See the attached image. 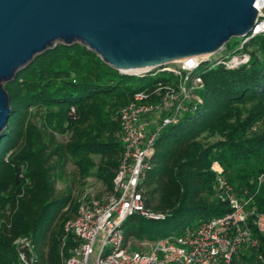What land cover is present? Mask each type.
Instances as JSON below:
<instances>
[{
    "label": "trees",
    "instance_id": "obj_1",
    "mask_svg": "<svg viewBox=\"0 0 264 264\" xmlns=\"http://www.w3.org/2000/svg\"><path fill=\"white\" fill-rule=\"evenodd\" d=\"M239 52L250 59L237 68L200 64L202 102L156 140L145 205L166 215L127 218L125 241L133 250L142 251L138 242L184 233L231 209L216 193L214 163L238 195L251 197L250 208L264 211V32ZM167 73L124 74L81 43H59L5 84L11 111L0 140V264H24L20 251L34 256L32 264H63L64 243L65 251L74 244L65 225L86 194L58 187L67 164L76 165L83 188L94 178L111 192L124 150L121 109ZM170 228L178 231H165ZM254 235L257 248L242 256L248 264H264V232L254 228ZM22 238L30 246L16 243Z\"/></svg>",
    "mask_w": 264,
    "mask_h": 264
},
{
    "label": "built area",
    "instance_id": "obj_2",
    "mask_svg": "<svg viewBox=\"0 0 264 264\" xmlns=\"http://www.w3.org/2000/svg\"><path fill=\"white\" fill-rule=\"evenodd\" d=\"M258 2L260 24L242 39L238 50L256 34L264 32V0ZM226 51L227 48L212 57H191L157 69L171 74L137 92L121 109L120 137L124 150L114 188L101 197L85 194L76 218L65 225L74 244L65 251L64 243L63 264H90L96 249L95 264H248L242 255L247 249L257 248L259 240L254 228L264 232V211L250 208L251 197L235 195L234 187L221 175L223 169L218 163L212 168L218 173V196L230 203L228 212L202 221L184 233L160 237L147 251L133 250L125 241L124 224L130 216L140 214L160 219L166 215L146 207L143 185L161 132L178 123L184 113L196 110L202 102L200 90L204 80L198 71L200 64L211 61L232 69L250 59L247 54ZM16 243L30 246L27 238ZM19 257L24 264L34 261L33 255L27 256L23 251ZM258 257L262 259L261 255Z\"/></svg>",
    "mask_w": 264,
    "mask_h": 264
},
{
    "label": "water",
    "instance_id": "obj_3",
    "mask_svg": "<svg viewBox=\"0 0 264 264\" xmlns=\"http://www.w3.org/2000/svg\"><path fill=\"white\" fill-rule=\"evenodd\" d=\"M256 2L0 0V140L11 111L5 84L57 44L81 43L124 74L152 72L248 36L260 24Z\"/></svg>",
    "mask_w": 264,
    "mask_h": 264
},
{
    "label": "rangeland",
    "instance_id": "obj_4",
    "mask_svg": "<svg viewBox=\"0 0 264 264\" xmlns=\"http://www.w3.org/2000/svg\"><path fill=\"white\" fill-rule=\"evenodd\" d=\"M241 41H242L241 37H233L227 43V51L226 52L227 53H233V54H235V53L239 54L240 52H239L238 49L240 47V42ZM166 76H169V75L166 74ZM61 139L65 140V139H67V137H61ZM66 171L67 172H66L65 176L62 179H60V181L58 182V187L63 192H67L69 187L71 186L75 193L80 192V191L82 193V191L85 190L86 194H95V195L99 194L100 196L105 194L104 187L101 185V183L98 180H96L94 178H89L87 180V184L83 188L82 185L80 184L79 180H77V173H76L77 172V167L72 162H69L67 164ZM215 188H216V193L218 195V193H219V185H218L217 181L215 183ZM234 190H235V188H234ZM235 195L238 196V197H243V196L238 195L236 193V191H235ZM165 231L168 232V233H171V232H176L178 230H173V229L170 228V229H166ZM130 241L133 242V240H130ZM137 244H138V246H140L142 248L143 251H147L152 246L153 241L146 240V241H143V242H138ZM97 252L98 251L96 249V252L92 256L90 264H95Z\"/></svg>",
    "mask_w": 264,
    "mask_h": 264
},
{
    "label": "bare ground",
    "instance_id": "obj_5",
    "mask_svg": "<svg viewBox=\"0 0 264 264\" xmlns=\"http://www.w3.org/2000/svg\"><path fill=\"white\" fill-rule=\"evenodd\" d=\"M256 5L260 8V3L259 2ZM137 71H139V70H135V72H137Z\"/></svg>",
    "mask_w": 264,
    "mask_h": 264
}]
</instances>
